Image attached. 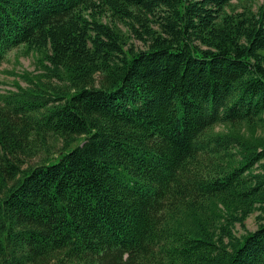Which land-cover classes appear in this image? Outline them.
<instances>
[{
  "label": "trees",
  "instance_id": "obj_1",
  "mask_svg": "<svg viewBox=\"0 0 264 264\" xmlns=\"http://www.w3.org/2000/svg\"><path fill=\"white\" fill-rule=\"evenodd\" d=\"M232 1L0 0L38 71L0 91V264H264V3Z\"/></svg>",
  "mask_w": 264,
  "mask_h": 264
},
{
  "label": "rangeland",
  "instance_id": "obj_2",
  "mask_svg": "<svg viewBox=\"0 0 264 264\" xmlns=\"http://www.w3.org/2000/svg\"><path fill=\"white\" fill-rule=\"evenodd\" d=\"M264 3V0H233L231 5L228 7V11L239 12L244 9H253L254 11ZM120 25V24H119ZM120 27H122L120 25ZM123 30H126L122 27ZM127 31V30H126ZM130 43L134 44L137 48H144V45L141 41L136 38H132ZM37 55L35 54H24V48L20 47L11 51L7 59L0 65V91L15 90V83H19L21 86L26 84L16 75H20L25 71L30 73H37L36 68ZM40 158H34L29 160L26 164V167L36 162H39ZM257 214L250 216L246 221V228L248 231H255L257 228L256 222ZM238 235L244 233V231L238 226L236 228ZM67 262L61 261L59 259H54L51 262H44L43 264H66Z\"/></svg>",
  "mask_w": 264,
  "mask_h": 264
}]
</instances>
